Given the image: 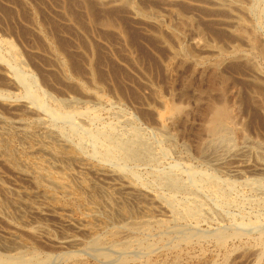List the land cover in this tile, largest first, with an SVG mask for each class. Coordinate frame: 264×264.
Returning <instances> with one entry per match:
<instances>
[{"label": "rangeland", "instance_id": "rangeland-1", "mask_svg": "<svg viewBox=\"0 0 264 264\" xmlns=\"http://www.w3.org/2000/svg\"><path fill=\"white\" fill-rule=\"evenodd\" d=\"M114 1L0 0V98H2L0 99V140L4 142L3 146H0V187H2L0 188V264H3V261H8L10 264H19L20 262V264H26L27 262L28 264H72L69 256L74 253L80 260L79 263L75 264H119L121 257L122 263L120 262V264H213L214 260L215 264H222V262L223 264H257V262L258 264H264V255L261 258L262 261L260 259L256 262L257 253L264 245V235H262L264 233V173L258 169L259 163L264 165V0H130L140 11L146 10L144 11L146 15L135 12L131 3L121 2L120 0ZM125 6H128V8ZM231 6L236 9L234 10L233 7L232 9ZM154 13H156V16H154ZM104 20L107 21L108 26ZM170 21L174 27L170 25L172 24ZM236 22L238 25H243L244 30L247 32L245 31L246 33L244 32L241 35L238 31L241 26H235L237 25ZM122 23H125V25L123 26ZM116 24L118 28H116ZM157 29L159 30L158 32H156ZM248 32L250 33L247 34ZM135 33L139 36L135 35ZM240 36L242 39L239 38ZM136 38L139 41H136ZM253 41H255L254 45L256 48L251 44ZM88 45L90 48H88ZM179 47L184 50L187 48L186 52L182 53L184 57L180 55L174 59L173 51L174 49H180ZM224 48L230 49L232 53ZM188 51L191 53L189 54ZM18 52L22 57L18 56ZM19 58L22 63L17 64L18 61L21 62ZM8 61L12 62L9 63ZM15 64L18 70L15 68ZM9 67H11L10 71L13 67L11 72ZM19 69L22 72L23 69L25 73L27 72V74H23L26 77L21 74L22 78L19 75L22 73ZM15 71L16 75L18 72L17 76L14 75ZM24 78H26V82ZM19 82L25 83V85L22 83L21 85ZM34 82L35 84H33ZM31 87L32 89H30ZM88 95H92V97L90 98ZM55 99L57 102H55ZM71 99L76 101H73L74 103L72 104ZM26 100L27 102L29 100V103ZM58 101L60 102L58 103ZM61 101H63V104ZM35 102L36 104H34ZM64 103L66 104L65 106ZM34 105L38 106L35 108ZM41 106H43V109H49L50 106V109L46 111L41 109ZM215 106L224 107L227 112L229 111L228 126L217 135L210 131L209 126L211 125ZM60 107L63 108L61 109ZM93 107L94 110L91 109ZM37 109L39 111L42 110L43 113ZM85 109L87 111L90 109L92 112L89 110L85 113ZM74 110H78L77 113L83 111V114H78V116ZM56 111L57 113L58 111L60 112V117ZM64 112H67L65 114L68 115H65ZM71 112L74 114H71ZM49 114L63 119V122L57 120L58 118L51 117ZM18 118L20 120L17 121ZM32 121L34 124H30ZM16 124L19 125L17 126ZM69 124H75V126L71 127ZM81 127L86 128L84 130L87 131L82 130ZM23 129L26 130V134L23 131L21 132ZM110 129L114 131L112 132ZM240 129L241 131L238 132ZM71 132L72 134H70ZM29 133L31 135L35 134L36 137L31 136ZM93 133L95 134L93 137L95 140L92 138ZM27 134L28 136H26ZM87 134H91V136ZM51 135L53 137L55 135V138ZM64 135H67V138ZM79 135L82 136V139L85 136L84 139L86 140H82ZM17 136L18 138L22 137L24 141L21 138L18 139ZM56 136L60 137L65 143L61 144V139H57ZM25 137H28L26 138L27 140L24 139ZM99 137L100 139L98 140ZM139 140L142 142L138 144ZM124 141H126L125 144ZM92 142L94 147H92ZM120 142H123V144H120ZM136 143L138 145V153H136ZM8 144L11 146L8 147ZM66 144L67 147H65ZM109 144L111 147H109ZM5 145L10 150L15 148L11 150L13 154L16 155L18 153L17 155L22 157L17 155L12 157L7 154L4 151ZM101 145H105V147L103 146V148ZM121 145H126L127 147H121ZM106 146L108 150L110 148L113 150L112 155L115 157L112 155L106 157ZM133 146L135 151L132 150ZM143 146L145 147L144 149L141 148ZM40 148L44 149L38 152ZM53 148L58 153H52V150L55 151ZM95 148H98V151ZM80 150L83 152L81 155L79 154ZM94 151H96L95 155L93 154ZM131 151H133L132 154ZM229 151L230 153H228ZM44 152L47 153L45 154ZM97 152L98 154H96ZM140 152L145 153L143 155ZM48 154L50 155L48 156ZM96 156L97 159L95 158ZM138 157L144 161H141ZM16 158H22L23 161L28 158L27 162L31 163V165L35 166L38 163L35 167L45 168L47 166L46 169L54 176L62 175L64 177L63 181L66 184L68 183V185L65 188H59L54 184L52 186L51 182L45 179H42V181L44 180L43 182L37 183L32 178L22 176L23 170L31 172L33 169H27L24 166L20 169L15 162ZM79 158L80 160H78ZM43 159L48 161L45 162ZM218 159H222L219 163L220 165L218 164ZM63 162L65 165L69 164L70 166H65ZM47 163L51 167H48ZM96 163L98 164L96 165ZM127 163L130 167L127 166ZM169 163L171 165L176 164L178 167L175 165L171 166ZM81 165L88 169L82 170L81 168L83 167ZM116 165L117 167H115ZM168 165L169 167H166ZM179 165H182L181 169ZM232 165L241 166L243 174L240 177L229 170ZM263 165H260V167ZM119 167L121 170L118 169ZM157 167L160 169L157 170ZM98 169H102L104 173H113L112 171L114 170V176L119 175L118 178L115 177L116 179L120 178L121 173L126 176L130 172L127 175L128 178L133 179L135 184L137 182L136 185L134 184L136 188H133L143 189V185H145V190L149 189L147 190L149 194L155 195L154 198L158 201H153L151 194L147 197L141 196L137 191H131V196L121 193L118 189H116L117 192L115 189H110V192H107V190L103 189L101 180L97 179L100 178L97 173ZM126 169L127 171L125 172ZM195 169L196 173L193 172ZM184 170L187 171L188 177L184 174ZM82 171L84 172L81 173ZM16 172L19 173L17 174ZM191 173L194 174V177ZM65 175L67 178H65ZM136 176L139 178H136ZM159 176H162V178ZM1 177L4 178L1 179ZM169 178L172 179L169 180ZM244 179H250L251 181L245 182ZM167 180L168 182L170 181L169 184ZM94 184L97 186L95 187ZM78 185H81L80 188ZM177 186L180 187L177 188ZM87 189L88 191H86ZM208 189L212 190L209 191ZM103 190H105L104 193ZM12 191L13 193H11ZM38 191H47L50 195L44 196ZM68 191L69 194H66L65 192ZM212 191L214 195H212ZM98 192L101 193L99 194ZM32 193L35 195H30ZM156 194L160 196L157 197ZM162 194L166 195V199L164 197L161 198ZM78 196L83 197L80 200ZM99 197L100 199L98 200ZM88 198H91L90 201ZM168 198L171 200H167ZM178 198L179 200H177ZM164 199L165 201L162 202ZM192 200L195 206L190 204V202H193ZM5 201L9 203H5ZM23 201L26 203L24 204ZM216 201L219 202L218 205ZM18 202L22 204L20 205ZM106 202L107 204H105ZM167 202H172L174 207ZM90 203H95L93 205L95 207L89 205ZM177 203L182 205H177ZM121 204L127 207L129 211L127 216L121 215L119 211ZM201 204H203V208H206L203 209ZM157 206L162 207L163 210L161 208L157 212L154 211L158 208ZM62 207L65 209H62ZM95 208H99L98 211ZM173 208H175L174 211H172ZM208 208L209 210H207ZM148 209L152 210L151 213ZM190 209L195 211L191 212ZM132 210L135 212L133 213ZM164 210L168 212H163ZM196 210L197 212L199 210L205 211L204 213L201 211L203 213L201 215V212L197 213ZM107 213H110L111 216ZM193 214L195 217H193ZM226 214L227 216H225ZM198 215L201 220L196 218ZM122 218L128 220H123ZM103 219L105 222H103ZM85 220L86 222L89 221L90 227L97 233L96 235L98 236H95L96 239L100 240L99 242L94 241L89 236L88 231H85L81 224L85 223ZM233 221L235 224L237 223L236 226H234ZM78 222L81 225H78ZM238 222L249 226L243 227V224L238 226ZM190 223L191 225L194 224L193 228L189 225ZM195 223L200 225L196 226ZM170 226L171 228H169ZM257 227L259 229L253 232L255 231L253 229ZM186 228L187 230H184ZM191 230L194 234H199L193 235ZM233 231H239L245 237H230L223 246L216 242L217 233L219 235L223 232V235H230ZM178 232L180 233L178 234ZM260 232L262 236H260ZM86 235L89 237H86ZM183 235L189 237L192 244L186 245L184 241L186 237ZM206 235L207 237H205ZM212 235L214 236L212 237ZM65 236L67 237L63 238ZM20 237L21 239H19ZM67 238L77 240L74 245L67 242L65 244L64 241ZM117 240L119 241L116 242ZM157 242L158 245L156 246L155 243ZM19 243L22 245L19 246ZM152 243L154 244L152 245ZM112 245L116 246L115 248L117 249L113 248ZM149 246H151V249L153 247V252L156 254L149 249ZM93 247H96L95 251ZM165 247L167 248L165 249ZM138 248L141 250H138ZM142 248L144 249L142 250ZM96 250H99V252L96 253ZM105 251H108V254ZM146 251L151 252L148 253ZM99 255L103 256L100 257ZM151 256L152 258H150ZM58 259L61 260L58 261ZM116 259H118V262L115 261ZM146 259L149 260L147 261ZM25 260L27 261L25 262ZM178 260L179 262H177Z\"/></svg>", "mask_w": 264, "mask_h": 264}, {"label": "bare ground", "instance_id": "bare-ground-1", "mask_svg": "<svg viewBox=\"0 0 264 264\" xmlns=\"http://www.w3.org/2000/svg\"><path fill=\"white\" fill-rule=\"evenodd\" d=\"M115 1H116V0H115ZM115 1H114V2H115ZM120 1H121V2L131 3L132 8L134 9V11H135V12H139L140 14H141V13H144V11H146V10H143V12H142V10L140 11L139 9H137V8L133 5L132 1H130V0H120ZM233 1H234V0H233ZM112 2H113V0H112ZM215 2H216V1H215ZM224 2H225V1H224ZM231 2H232V1H231ZM240 2H241V1H240ZM105 3H106V1H105ZM136 3H137V2H136ZM216 3H217V2H216ZM103 4H104V3H103ZM136 5H137V4H136ZM142 5H143V4H142ZM228 5H229V4H228ZM228 5H227V6H228ZM256 5H257V4H256ZM218 6H219V4H218ZM222 6H223V5H222ZM225 6H226V5H225ZM244 6H245V5H244ZM252 6H253V5H252ZM122 7H124V6H122ZM125 7H126V6H125ZM232 7L234 8V6H231V8H232ZM126 8H128V6H127ZM141 8H142V6H141ZM145 8H146V7H145ZM233 8H232V9H233ZM237 8H238V7H237ZM244 8H245V7H244ZM250 8H251V7H250ZM235 9H236V8H234V10H235ZM130 10H131V9H130ZM238 10H239V9H238ZM258 10H259V9H258ZM148 11H149V10H148ZM130 12H131V11H130ZM90 13H91V12H90ZM131 13H132V12H131ZM151 13H152V12H151ZM159 13H160V12H159ZM256 13H257V12H256ZM256 13H255V14H256ZM258 13H259V11H258ZM144 14H145V13H144ZM155 14H156V13H154V16H156ZM157 14H158V13H157ZM133 15H134V14H133ZM135 15H137V14H135ZM145 15H146V14H145ZM163 15H164V14H163ZM118 16H119V15H118ZM151 16H152V15H151ZM158 16H159V15H158ZM160 16H162V15H160ZM238 16H239V15H238ZM244 16H245V14H244ZM166 17H167V16H166ZM251 17H252V16H251ZM91 18H92V17H91ZM105 18H106V17H105ZM105 18H104V19H105ZM109 18H110V17H109ZM111 18H112V17H111ZM235 18H236V17H235ZM237 18H238V17H237ZM118 19H120V17H118ZM105 20H106V19H105ZM105 20H104V21H105ZM121 20H122V19H121ZM121 20H120V22H121ZM123 20H124V19H123ZM169 20H170V19H169ZM246 20H247V19H246ZM260 20H261V19H260ZM166 21H167V20H166ZM101 22H102V21H101ZM101 22H100V23H101ZM112 22H113V20H112ZM112 22H111V23H112ZM122 22H125V21H122ZM146 22H147V21H146ZM148 22H149V21H148ZM151 22H152V21H151ZM167 22L169 23V21H167ZM167 22H166V23H167ZM170 22H171V21H170ZM105 23L107 24V21H105ZM171 23H172V22H171ZM230 23H231V22H230ZM252 23H253V22H252ZM101 24H102V23H101ZM103 24H104V23H103ZM106 24H105V26H106ZM114 24H115V21H114ZM234 24H235V22H234ZM236 24H237V25H235V26H239V25H240V24L238 25L237 22H236ZM260 24H261V23H260ZM112 25H113V24H112ZM122 25L124 26L125 23H124V24L122 23ZM170 25H173V23L170 24ZM249 25H251V24H249ZM107 26H108V24H107ZM113 26H114V25H113ZM117 26H118V25L116 24V28H118ZM240 26H241V27L238 28V31H239V33H240L241 35H243V33H244L246 30H244L245 28L243 27V25H240ZM255 26H256V25H255ZM255 26H254V27H255ZM170 27H171V26H170ZM173 27H174V25H173ZM250 28H251V27H250ZM231 29H232V27H231ZM254 29H255V28H254ZM163 30L165 31V29H163ZM163 30H162V31H163ZM233 30H235V29H233ZM124 31H125V30H124ZM155 31H156V30H155ZM158 31H159V30L157 29L156 32H158ZM236 31H237V30H236ZM249 31H250V30H249ZM166 32H168V31H166ZM246 32H247V31H246ZM246 32H245V33H246ZM124 33H125V32H124ZM159 33H160V32H159ZM168 33H169V32H168ZM176 33H177V32H176ZM249 33H250V32H248L247 34H249ZM163 34H165V33H163ZM169 34H170V33H169ZM135 35H138V34L135 33ZM170 35H171V34H170ZM179 35H180V34H179ZM234 35H235V34H234ZM138 36H139V35H138ZM165 36H166V35H165ZM237 36H239V35H237ZM237 36H236V37H237ZM255 36H256V35H255ZM178 37H180V36H178ZM243 37H245V36H243ZM257 37H258V36H257ZM132 38H133V36H132ZM180 38H181V37H180ZM239 38H241V36H240ZM249 38H250V37H249ZM258 38H259V37H258ZM158 39H159V37H158ZM167 39H168V37H167ZM241 39H242V38H241ZM137 40L139 41V39L136 38V41H137ZM168 40H169V39H168ZM239 40H240V39H239ZM245 40H246V39H245ZM259 40H260V39H259ZM259 40H258V42H259ZM172 41H173V40H172ZM246 41H247V40H246ZM0 42H1V41H0ZM161 42H162V41H161ZM199 42H200V41H199ZM256 42H257V41H256ZM9 43H10V42H9ZM162 43H163V42H162ZM168 43H169V42H168ZM174 43H175V42H174ZM178 43H179V42H178ZM232 43H233V42H232ZM170 44H171V43H170ZM195 44H196V43H195ZM199 44H200V43H199ZM199 44H198V46H199ZM212 44H213V43H212ZM234 44H235V43H234ZM248 44H249V42H248ZM251 44L254 45V44H255V41H253ZM7 45H9V44H7ZM13 45H14V44H13ZM85 45L87 46V44H85ZM85 45H84V46H85ZM171 45H172V44H171ZM177 45H178V44H177ZM183 45H184V44H183ZM183 45H182V46H183ZM209 45H210V44H209ZM213 45H214V44H213ZM213 45H212V46H213ZM232 45H233V44H232ZM235 45H236V44H235ZM258 45H260V44H258ZM14 46H15V45H14ZM14 46H13V47H14ZM46 46H47V45H46ZM86 46H85V47H86ZM219 46H220V45H219ZM228 46H229V45H228ZM233 46H234V45H233ZM256 46H257V45H256ZM9 47H11V46H9ZM47 47H48V46H47ZM173 47H174V46H173ZM238 47H239V46H238ZM238 47H237V48H238ZM254 47H255V45H254ZM261 47L263 48L262 45H261ZM15 48H16V46H15ZM15 48H14V49H15ZM48 48H49V47H48ZM83 48H84V47H83ZM86 48H87V47H86ZM88 48H90L89 45H88ZM179 48H180V47H179ZM241 48H242V47H241ZM255 48H256V47H255ZM255 48H254V49H255ZM257 48H258V47H257ZM262 48H259V49H262ZM12 49H13V48H12ZM16 49H17V48H16ZM186 49H187V48H186ZM186 49H185V50H186ZM224 49L230 50V49H228V48H224ZM263 49H264V48H263ZM85 50H86V49H85ZM185 50L182 49V48H180V49H174V51H173L174 59H175L177 56L182 55V53H185V52H186ZM232 50H234V49H232ZM8 51H9V50H8ZM11 51H12V50H11ZM17 51H18V50H17ZM48 51L50 52V50H48ZM94 51H95V50H94ZM189 51H190V50H189ZM189 51H188V53H189ZM224 51H225V50H224ZM230 51H231V50H230ZM230 51H229V53H230ZM263 51H264V50H263ZM263 51H262V52H263ZM13 52H14V50H13ZM253 52H254V51H253ZM15 53L17 54V52H15ZM50 53H51V52H50ZM55 53H56V52H55ZM190 53H191V52H190ZM190 53H189V54H190ZM231 53H232V51H231ZM241 53H242V52H241ZM2 54H3V53H2ZM8 54H9V53H8ZM18 54H19V52H18ZM56 54H57V53H56ZM90 54H91V53H90ZM263 54H264V53H263ZM6 55H7V54H6ZM50 55H51V54H50ZM52 55H53V54H52ZM59 55H60V53H59ZM261 55H262V54H261ZM3 56H4V54H3ZM9 56H10V55H9ZM11 56H12V55H11ZM14 56L16 57V55H14ZM18 56H21V55L19 54ZM53 56H55V55H53ZM182 56H183V55H182ZM182 56H181V57H182ZM186 56H187V55H186ZM189 56H190V55H189ZM195 56H196V55H195ZM247 56H248V55H247ZM262 56H263V55H262ZM21 57H22V56H21ZM57 57H58V56H57ZM170 57H171V56H170ZM183 57H184V56H183ZM196 57H197V56H196ZM244 57H245V56H244ZM13 58H14V57H13ZM179 58H180V57H179ZM204 58H205V57H204ZM207 58H208V57H207ZM250 58H251V57H250ZM10 59H11V58H10ZM32 59H33V58H32ZM6 60H8V59H6ZM19 60H20V58H19ZM220 60H221V59H220ZM13 61H14V60H13ZM20 61H21V60H20ZM87 61H88V59H87ZM167 61H168V60H167ZM175 61H176V60H175ZM183 61H185V60H183ZM187 61H188V59H187ZM201 61H202V60H201ZM221 61H222V60H221ZM3 62H4V61H3ZM3 62H2V63H3ZM8 62H9V61H8ZM10 62H12V61H10ZM10 62H9V63H10ZM18 62H19V61H18ZM18 62H17V64L22 63V61L19 62V63H18ZM88 62H89V61H88ZM219 62H220V61H219ZM174 63H175V62H174ZM181 63H182V62H181ZM181 63H180V64H181ZM194 63H195V62H194ZM11 64H12V63H11ZM87 64H89V63H87ZM172 64H173V63H172ZM192 64H193V63H192ZM248 64H249V63H248ZM196 65H197V64H196ZM198 65H199V64H198ZM204 65H205V64H204ZM8 66H11V65H8ZM15 66H16V64H15ZM19 66H21V65H19ZM61 66H62V65H61ZM194 66H195V65H194ZM249 66H250V65H249ZM21 67H22V66H21ZM89 67H90V66H89ZM197 67H198V66H197ZM10 68H11V67H9V71H10ZM15 68L17 69V66H16ZM165 68H166V67H165ZM254 68L256 69V67H254ZM6 69H7V68H6ZM12 69H13V67H12ZM12 69H11V71H12ZM14 70H15V69H14ZM14 70H13V71H14ZM17 70H18V69H17ZM83 70H84V69H83ZM85 70H87V69H85ZM11 71H10V72H11ZM19 71L22 72V70H20V69H19ZM87 71H88V70H87ZM78 72H79V71H78ZM80 73H81V69H80ZM89 73H90V72H89ZM96 73H97V71H96ZM21 74H22V75H23V74H27V72L25 73V72H24V69H23V72L20 73L19 75H21ZM81 74H82V73H81ZM85 74H86V72H85ZM11 75H12V73H11ZM14 75H16V71H15V74H14ZM17 75H18V72H17ZM17 75H16V76H17ZM22 75H21V77L23 78L24 75H23V76H22ZM28 75H29V73H28ZM63 75H64V74H63ZM93 75H94V74H93ZM96 75H97V74H96ZM83 76H84V75H83ZM99 76H100V75H99ZM24 77H26V76H24ZM65 77H66V76H65ZM97 77H98V76H97ZM15 78H16V77H15ZM19 78H20V76H19ZM29 78L31 79L30 75H29ZM98 78H99V77H98ZM100 78H101V77H100ZM20 79H21V78H20ZM20 79H19V80H20ZM25 79H26V78H24V80H25ZM33 79H34V78H33ZM36 79H37V78H36ZM89 80H90V79H89ZM98 80H100V79H98ZM101 80H103V79H101ZM263 80H264V79H263ZM34 81H36V80H34ZM37 81H38V79H37ZM37 81H36V82H37ZM259 81H260V80H259ZM22 82H23V81H22ZM22 82H19V84H21ZM25 82H26V80H25ZM47 82H48V81H47ZM89 82H90V81H89ZM101 82H103V81H101ZM90 83H91V82H90ZM22 84L25 85V83H22ZM22 84H21V85H22ZM29 84H31V83H29ZM33 84H35V82H34ZM26 85H27V83H26ZM27 86H28V85H27ZM27 86H24V87H27ZM84 86H85V85H84ZM261 86H262V85H261ZM28 88H29V87H28ZM95 88H96V87H95ZM261 88H262V87H261ZM30 89H32V87H31ZM25 90H26V88H25ZM27 90H28V89H27ZM28 91H29V90H28ZM93 91H94V90H93ZM95 91H96V90H95ZM258 91H259V90H258ZM33 92H34V91H33ZM31 93H32V92H31ZM90 93H91V92H90ZM95 93H96V92H95ZM158 93H159V92H158ZM28 94H29V93H28ZM35 94H36V93H35ZM35 94H34V96H35ZM38 95H39V94H38ZM42 95H43V94H42ZM259 95H260V94H259ZM27 96H28V95H27ZM29 96H30V95H29ZM88 96H89V95H88ZM88 96H86V97H88ZM36 97H37V96H36ZM39 97H40V95H39ZM67 97H70V96H67ZM89 97L91 98L92 95L89 96ZM89 97H88V98H89ZM29 98H30V97H29ZM40 98H41V97H40ZM103 98H105V97H103ZM0 99H2V98H0ZM4 99H6V98H4ZM31 99H32V95H31ZM33 99H34V98H33ZM38 99H39V98H38ZM53 99H54V98H53ZM75 99H76V98H75ZM11 101H12V100H11ZM11 101H10V102H11ZM34 101H35V100H34ZM34 101H30V102L33 103ZM71 101H72V104H73L76 100L74 101V100L71 99ZM73 101H74V102H73ZM77 101H78V99H77ZM96 101H97V100H96ZM7 102H8V101H7ZM26 102H27V100H26ZM37 102H39V101H37ZM42 102H43V101H42ZM55 102H57L56 99H55ZM59 102H60V101H58V103H59ZM62 102H63V101H61V103H62ZM100 102H101V101H100ZM106 102H107V101H106ZM27 103H29V100H28ZM61 103H60V104H61ZM65 103L67 104V102H65ZM65 103H64V106L66 105ZM93 103H94V102H93ZM164 103H165V102H164ZM34 104H36V102H35ZM37 104H39V103H37ZM41 104H42V103H41ZM55 104H56V103H55ZM62 104H63V103H62ZM98 104H99V103H98ZM165 104H166V103H165ZM39 105H40V104H39ZM42 105H43V104H42ZM45 105H46V104H45ZM162 105H163V103H162ZM37 106H38V105H34L35 108H36ZM43 106H44V105H43ZM43 106H41V107H42L41 109H43ZM39 107H40V106H39ZM39 107H38V109H39ZM56 107H57V104H56ZM173 107H174V106H173ZM227 107H228V106H227ZM27 108H29V107H27ZM60 108L62 109L63 107H60ZM60 108H59V109H60ZM210 108H211V107H210ZM38 109H37V110H38ZM41 109H40V110H41ZM49 109H50V106H49ZM49 109H43V110H46V111H47V110H49ZM52 109H55V108H52ZM56 109L58 110V108H56ZM87 109H88V107H87ZM91 109L94 110V107L91 108ZM212 109H213V108H212ZM64 110H66V109H64ZM64 110H63V111H64ZM85 110H86V109H85ZM89 110H90V109H89ZM89 110H88V111H89ZM171 110H172V109H171ZM38 111H39V110H38ZM38 111H37V112H38ZM41 111H42V110H41ZM41 111H39V112H41ZM50 111H51V110H50ZM61 111H62V110H61ZM66 111H67V110H66ZM75 111H76V110H74V112H75ZM77 111H78V110H77ZM77 111H76L75 113H77ZM88 111L86 110V112H85V111H84V112L87 113ZM167 111H168V110H167ZM180 111H181V110H180ZM82 112H83V111H80V113L78 112L77 115H78V114H83ZM90 112H92V111L90 110ZM93 112H94V111H93ZM228 112H229V111H228ZM228 112H227V110H226L224 107H216V106L214 107V109H213V116H212V118H211V125H209V126H210V131H211L213 134L217 135V134L220 133L222 130H225V129H226V127L228 126ZM41 113H43V111H42ZM56 113H57V111H56ZM56 113H55V114H56ZM65 113H67V112H64V114H65ZM68 113L70 114V112H68ZM72 113H73V112H71V114H72ZM85 113H84V114H85ZM120 113H121V112H120ZM168 113H169V112H168ZM175 113H176V112H175ZM35 114H36V113H35ZM38 114H39V113H38ZM44 114H45V113H44ZM51 114H53V113H51ZM57 114H58V116H59L60 112L58 111ZM73 114H74V113H73ZM36 115H37V114H36ZM47 115H48V114H47ZM49 115H50V114H49ZM61 115H62V114H61ZM65 115H68V114H65ZM86 115H87V114H86ZM91 115H92V114H91ZM95 115H96V114H95ZM172 115H173V114H172ZM42 116H43V115H42ZM44 116H45V115H44ZM50 116H51V115H50ZM78 116H79V115H78ZM80 116H81V115H80ZM89 116H90V115H89ZM170 116H171V115H170ZM36 117H37V116H36ZM51 117L56 118L55 115H53V116H51ZM59 117H60V116H59ZM61 117L63 118V116H61ZM82 117H83V116H82ZM131 117H132V116H131ZM160 117H161V116H160ZM166 117H167V116H166ZM34 118H35V117H34ZM39 118H40V117H39ZM49 118H50V117H49ZM57 118H58V117H57ZM57 118H56V119H57ZM73 118H74V116H73ZM169 118H170V117H169ZM15 119H16V118H15ZM21 119H22V118H21ZM51 119L54 120V121H56V120L53 119V118H51ZM133 119H134V118H133ZM170 119H171V118H170ZM229 119H231V118H229ZM18 120H20V118H18L17 121H18ZM23 120H24V119H23ZM46 120H47V119H46ZM57 120H61V121L63 122V119H61V118H60V119L58 118ZM208 120H210V119H208ZM15 121H16V120H15ZM43 121H44V120H43ZM66 121H68V120H66ZM22 122H23V121H22ZM32 122H33V121H32ZM32 122H31L30 124H34V122H33V123H32ZM49 122H50V121H49ZM49 122H48V123H49ZM115 122H116V121H115ZM115 122H114V123H115ZM229 122H231V121H229ZM13 123H14V122H12V124H13ZM27 123H28V122H27ZM41 123H42V121H41ZM53 123H54V122H53ZM68 123H70V122H68ZM74 123H75V122H74ZM112 123H113V122H112ZM158 123H159V122H158ZM231 123H232V122H231ZM233 123H234V122H233ZM24 124H25V122H24ZM49 124H50V123H49ZM70 124H72V123H70ZM70 124H69V125H70ZM76 124H77V123H76ZM208 124H209V123H208ZM9 125H10V124H9ZM14 125H15V123H14ZM16 125H17V124H16ZM18 125H19V124H18ZM18 125H17V126H18ZM22 125H23V124H22ZM22 125H21V126H22ZM36 125H37V124H36ZM78 125H79V124H78ZM78 125H76V126H78ZM114 125H115V124H114ZM114 125H113V126H114ZM231 125H232V124H231ZM31 126H32V125H31ZM70 126H71V127H72V126L74 127L75 124L70 125ZM108 126H109V124H108ZM110 126H111V125H110ZM113 126H112V127H113ZM209 126H207V127H209ZM229 126H230V125H229ZM233 126H234V125H233ZM39 127H40V126H39ZM51 127H52V126H51ZM68 127H69V126H68ZM115 127H116V126H115ZM15 128H17V127H15ZM63 128H64V127H63ZM78 128H79V127H78ZM78 128H77V130H78ZM81 128H82V127H81ZM162 128H163V127H162ZM164 128H166V127H164ZM3 129H5V128H3ZM17 129H19V128H17ZM21 129H22V128H21ZM26 129H27V128H26ZM52 129H53V128H52ZM74 129H75V128H74ZM84 129H86V128H82V130H84ZM115 129H116V128H115ZM19 130H20V129H19ZM39 130H40V129H39ZM60 130H61V129H60ZM70 130H71V129H70ZM82 130H81V131H82ZM110 130H111V129H110ZM163 130H164V129H163ZM22 131H23V133L26 134V132H25L26 130H25V129L21 130V132H22ZM34 131H35V130H34ZM42 131H43V130H42ZM44 131H45V129H44ZM48 131H49V130H48ZM73 131H74V130H73ZM79 131H80V130H79ZM84 131H87V130H84ZM111 131H112V130H111ZM113 131H114V130H113ZM113 131H112V132H113ZM237 131H238V130H237ZM240 131H241V129H240L238 132H240ZM0 132H1V131H0ZM10 132H11V131H10ZM27 132H28V131H27ZM49 132H50V131H49ZM61 132H62V131H61ZM61 132H60V133H61ZM64 132H66V131L64 130ZM74 132H75V131H74ZM227 132H228V131H227ZM227 132H226V134H227ZM2 133H4V132L2 131ZM12 133H13V131H12ZM14 133H15V132H14ZM33 133H34V132H33ZM40 133H41V132H40ZM43 133H45V132H43ZM53 133H54V132H53ZM60 133H59V134H60ZM67 133H68V132H67ZM87 133H89V132H87ZM138 133H139V132H138ZM231 133H232V131H231ZM0 134H1V133H0ZM9 134H10V133H9ZM9 134H8V135H9ZM29 134H30V133H29ZM61 134H62V133H61ZM70 134H72V132H71ZM209 134H210V133H209ZM223 134H224V133H223ZM5 135L7 136V134H5ZM12 135H13V134H12ZM30 135H31V134H30ZM30 135H29V136H30ZM38 135H39V133H38ZM41 135H42V133H41ZM43 135H44V134H43ZM68 135H69V134H68ZM87 135H90V136H91V134H87ZM94 135H95V134L93 133L92 138L94 137ZM221 135H222V134H221ZM228 135H229V134H228ZM9 136H10V135H9ZM9 136H8V137H9ZM14 136H15V135H14ZM26 136H28V134H27ZM31 136H35V134H34V135H31ZM44 136H45V135H44ZM51 136H52V135H51ZM64 136H66V138H67V135H64ZM64 136H63V137H64ZM77 136H78V135H77ZM79 136H81V135H79ZM97 136H98V135H97ZM241 136H242V135H241ZM35 137H36V136H35ZM52 137H53V136H52ZM52 137H51V138H52ZM5 138H6V137H5ZM17 138H18V136H17ZM20 138H21V140H23L22 137H19L18 139H20ZM26 138H28V137H25L24 139H26ZM48 138H49V137H48ZM51 138H50V139H51ZM53 138H55V135H54ZM56 138L59 139L60 137L58 138V137L56 136ZM84 138H85V136H84ZM84 138L82 139V136H81V139H82V140H86V139H84ZM86 138H87V137H86ZM90 138H91V137H90ZM218 138H219V137H218ZM227 138H229V137H227ZM42 139H43V138H42ZM60 139H61V138H60ZM87 139H88V138H87ZM93 139H94V138H93ZM99 139H100V137L98 138V140H99ZM115 139H116V138H115ZM115 139H114V141L117 140V139H116V140H115ZM141 139H142V138H141ZM2 140H5V139H2ZM6 140H7V139H6ZM26 140H27V139H26ZM67 140H68V139H67ZM89 140H90V139H89ZM94 140H95V139H94ZM126 140H127V139H126ZM212 140H213V139H212ZM220 140H221V139H220ZM224 140H225V139H224ZM228 140H229V139H228ZM23 141H24V140H23ZM47 141H48L50 144H52L48 139H47ZM51 141H52V140H51ZM57 141H58V140H57ZM59 141H60V140H59ZM61 141H62V139H61ZM64 141H65V139H64ZM108 141H109V140H108ZM110 141H111V140H110ZM121 141H122V140H121ZM135 141H136V140H135ZM10 142H11V141H10ZM36 142H37V141H36ZM55 142H56V139H55ZM55 142H54V143H55ZM67 142H68V141H67ZM80 142H81V141H80ZM82 142H83V141H82ZM98 142H99V141H98ZM112 142H113V139H112ZM117 142H118V140H117ZM125 142H126V141H124V144H125ZM137 142H138V141H137ZM141 142H142V141H141ZM141 142H140V140H139L138 144L141 143ZM143 142H145V141H143ZM219 142H220V141H219ZM3 143H4V142H2V141L0 140V146H3ZM13 143H14V142H13ZM13 143H12V144H13ZM46 143H47V142H46ZM57 143L59 144V142H57ZM64 143H65V142H64ZM64 143H63V141H62L61 144H64ZM90 143H91V142H90ZM96 143H97V141H96ZM108 143H109V142H108ZM110 143H111V142H110ZM121 143L123 144V142H120V144H121ZM127 143H128V142H127ZM145 143H146V142H145ZM222 143H223V142H222ZM5 144H6V142H5ZM67 144H68V143H67ZM67 144H66L65 147H67ZM93 144H94V143L92 142V147H94ZM102 144H104V143L102 142ZM128 144H129V143H128ZM142 144H143V143H142ZM142 144H140V145H142ZM147 144L149 145V143H147ZM73 145H74V144H73ZM105 145H106V144H105ZM105 145H103V146L105 147ZM112 145H113V144H112ZM126 145H127V144H126ZM126 145H121V147H122V146H126ZM143 145H144V144H143ZM150 145H151V144H150ZM7 146L9 147V146H11V145L8 144ZM33 146H34V145H33ZM33 146H31V147H33ZM40 146H41V145H40ZM58 146H59V145H58ZM61 146H62V145H61ZM61 146H60V147H61ZM101 146H102V145H101ZM103 146H102V147H103ZM116 146H117V145H116ZM116 146H115V148H116ZM127 146H128V145H127ZM127 146H126V147H127ZM134 146H135V145H134ZM134 146H133V149H132V150H134ZM136 146H137V147H136V150H137L136 153H138L139 151H138V145H137V143H136ZM151 146H152V145H151ZM151 146H150V147H151ZM213 146H214V145H213ZM213 146H212V147H213ZM4 147H5V148H4V151H5L7 154H9L10 156L15 157V156L18 154V153L16 154V152H15L16 155H14L13 152L11 151L12 149H15V148H12V149L10 150L8 147H6V145H5ZM52 147H53V146H52ZM97 147H98V146H97ZM99 147H100V146H99ZM104 147H103V148H104ZM109 147H111L110 144H109ZM113 147H114V145H113ZM126 147H125V148H126ZM216 147H217V146H216ZM216 147H214V148H216ZM50 148H51V147H50ZM50 148H49V149H50ZM115 148H114V149H115ZM141 148L144 149L145 147L143 146V147H141ZM147 148H148V146H147ZM43 149H44V148H43ZM43 149H41V148L38 149V152H39V150H43ZM53 149H54V148H53ZM56 149H58V148H56ZM68 149H70V148H68ZM75 149H76V148H75ZM78 149H79V148H78ZM80 149H81V148H80ZM95 149H97V151H98V148H95ZM95 149H94V150H95ZM101 149H102V148H101ZM101 149H100V150H101ZM106 149H107V150H106V151H107V152H106V155H107L106 157H108V156H110V155L113 154V150H111V148H110V150H108V147L106 146ZM117 149H118V148H117ZM139 149H140V148H139ZM206 149H207V148H206ZM34 150H35V149H34ZM54 150H55V149H54ZM59 150H60V149H59ZM72 150H73V149H72ZM81 150H82V149H81ZM81 150H80V153H79L80 155L83 154V152H82ZM92 150H93V149H92ZM118 150H119V149H118ZM151 150H152V149H151ZM13 151H14V150H13ZM16 151H17V148H16ZM47 151H48V150H47ZM63 151H64V150H63ZM70 151H71V149H70ZM77 151H78V150H77ZM84 151H85V150H84ZM120 151H121V150H120ZM122 151H123V150H122ZM128 151H130V150H128ZM134 151H135V150H134ZM140 151H141V150H140ZM143 151H144V150H143ZM145 151H146V150H145ZM207 151H208V149H207ZM227 151H228V150H227ZM33 152H34V151H33ZM38 152H36V153H38ZM51 152L54 153V154L58 153L56 150H55V151L52 150ZM65 152H66V151H65ZM81 152H82V153H81ZM95 152H96V151H94L93 154H94ZM100 152H101V151H100ZM114 152H115V150H114ZM132 152H133V151H131V154H132ZM161 152H162V151H161ZM44 153H45V152H44ZM44 153H43V154H44ZM46 153H47V152H46ZM46 153H45V154H46ZM49 153H50V152H49ZM63 153H64V152H63ZM119 153H120V152H119ZM142 153H143V152H142ZM142 153L140 152V154H142ZM144 153H145V152H144ZM144 153H143V155H144ZM146 153H147V152H146ZM151 153H152V152H151ZM163 153H164V152H163ZM215 153H216V152H215ZM218 153H219V152H218ZM222 153H223V152H222ZM228 153H230V151H229ZM228 153H227V154H228ZM50 154H51V153H50ZM50 154H48V156H49ZM89 154H90V153H89ZM96 154H98V152H97ZM104 154H105V151H104ZM129 154H130V153H129ZM134 154H135V153H134ZM148 154H149V153H148ZM51 155H52V154H51ZM61 155H62V154H61ZM64 155H65V154H64ZM66 155H67V153H66ZM91 155H92V154H91ZM94 155H95V154H94ZM100 155H101V154H100ZM122 155H123V154H122ZM122 155H120V156H122ZM125 155H128V154H125ZM138 155H139V154H138ZM146 155H147V154H146ZM149 155H150V154H149ZM218 155H219V154H218ZM17 156H20V155H17ZM103 156H104V155H103ZM112 156H114V155H112ZM112 156H111V157H112ZM131 156H133V155H131ZM221 156H223V155H221ZM229 156H230V155H229ZM20 157H22V156H20ZM53 157H54V156H53ZM69 157H70V156H69ZM69 157H68V159H70ZM85 157H86V156H85ZM88 157H89V155H88ZM90 157H91V156H90ZM101 157H102V155H101ZM104 157H105V156H104ZM106 157H105V158H106ZM114 157H115V156H114ZM124 157H125V156H124ZM134 157H136V155H134ZM218 157H219V156H218ZM57 158H58V157H57ZM59 158H60V156H59ZM59 158H58V159H59ZM61 158H62V157H61ZM72 158H73V157H72ZM75 158H76V157H75ZM80 158H81V157H80ZM80 158H79L78 160H80ZM95 158L97 159V156H96ZM99 158H100V157H99ZM127 158H128V157H127ZM136 158H137V157H136ZM138 158H139V157H138ZM10 159H11V158H10ZM25 159H26V158H25ZM62 159H64V158H62ZM100 159L103 160L102 158H100ZM108 159H109V158H108ZM111 159H113V158H111ZM111 159H110V160H111ZM114 159H115V158H114ZM114 159H113V160H114ZM119 159H121V158L119 157ZM119 159H118V160H119ZM130 159H131V158H130ZM133 159H134V158H133ZM139 159H140V158H139ZM150 159H151V158H150ZM212 159H213V158H212ZM222 159H223V158H222ZM222 159H221V160H222ZM8 160H9V159H8ZM13 160H14V159H13ZM27 160H28V158H27ZM27 160H26V161H25V160L23 161L22 158H21V159L16 158V160H15L17 166H18L20 169H21L23 166L26 167L27 169H28V168H32V169H33L31 172H29V171H27V170H23V174H22V176H24V177L26 176V177L32 178V179H34L37 183H41L42 179H45V180H48L49 182H51V185H52V186L56 185V187H59V188H65L66 185H68V183L66 184V183L63 181V178H64V177H62V175H61V176H54L53 174H51V172H49V170L46 169L47 166H46L45 168L35 167V166L38 164V163H37L38 161L36 162L37 164H36L35 166H33V165H31V163L27 162ZM43 160H44V159H43ZM60 160H61V159H60ZM60 160H59V161H60ZM66 160H67V159H66ZM66 160H65V161H66ZM136 160H138V159H136ZM140 160H141V159H140ZM148 160H149V159H148ZM221 160L218 159V164L220 163ZM29 161L31 162V160H29ZM40 161H41V160H40ZM44 161H45V160H44ZM46 161H48V160H46ZM46 161H45V162H46ZM62 161H63V160H62ZM65 161H64V162H65ZM70 161H71V160H70ZM72 161H74V160H72ZM81 161H83V160H81ZM81 161H80V162H81ZM104 161H105V160H104ZM106 161H107V159H106ZM108 161H109V160H108ZM116 161H117V159H116ZM127 161H128V160H127ZM141 161H144V160H141ZM224 161H225V160H224ZM1 162H2V161H1ZM3 162H5V161L3 160ZM64 162H63V164H64ZM67 162H68V161H67ZM75 162H76V161H75ZM86 162H87V161H86ZM99 162H101V161H99ZM109 162H111V161H109ZM128 162H129V161H128ZM213 162H214V161H213ZM42 163H43V162H42ZM69 163H70V162H69ZM88 163H89V161H88ZM92 163H93V162H92ZM107 163H108V162H107ZM111 163H112V162H111ZM116 163H117V162H116ZM118 163H119V162H118ZM175 163H177V162H175ZM179 163H180V162H179ZM43 164H44V163H43ZM47 164H48V163H47ZM67 164H68V163H67ZM83 164H85V163H83ZM86 164H87V163H86ZM97 164H98V163H96V165H97ZM105 164H106V163H105ZM112 164H113V163H112ZM112 164H110V165H112ZM169 164H170V163H169ZM214 164H216V163H214ZM259 164H260V165H263V163H262V164L259 163ZM48 165H49L48 167H51L50 164H48ZM64 165H65V164H64ZM68 165H69V164H68ZM68 165H65V166H68ZM99 165H100V164H99ZM119 165H120V164H119ZM123 165H124V164H123ZM170 165H171V164H170ZM173 165L177 166L176 164H173ZM173 165H171V166H173ZM182 165H183V164H182ZM182 165H181V166L179 165V166H180V169H181ZM219 165H220V164H219ZM219 165H218V166H219ZM260 165H259L258 169L260 170V172L264 173V167H263L264 165L261 166V167H260ZM17 166H16V167H17ZM41 166H42V165H41ZM44 166H45V164H44ZM44 166H43V167H44ZM69 166H70V165H69ZM69 166H68V167H69ZM81 166L83 167V168H81L82 170H84V169H88L87 167H85V166H83V165H81ZM93 166H94V164H93ZM112 166H113V165H112ZM121 166H122V164H121ZM121 166H120V167H121ZM127 166H128V163H127ZM171 166H170V167H171ZM190 166H191V165H190ZM190 166H189V167H190ZM68 167H67V168H68ZM94 167H95V166H94ZM98 167H99V166H98ZM115 167H117V165H116ZM120 167H119L118 169H120ZM128 167H130V166H128ZM166 167H169V165L166 166ZM166 167H165V169H166ZM177 167H178V166H177ZM177 167H176V168H177ZM95 168H96V167H95ZM102 168H105V167H102ZM106 168H107V166H106ZM109 168H110V167H109ZM173 168H174V167H173ZM186 168H187V166H186ZM194 168H195V167H194ZM41 169H42V170H41ZM124 169H125V168H124ZM129 169H131V168H129ZM129 169H128V170H129ZM158 169H160V168L157 167V170H158ZM258 169H256V170H258ZM89 170L91 171V169H89ZM92 170H93V169H92ZM120 170H121V169H120ZM162 170H163V169H162ZM172 170H173V169H172ZM229 170H230L231 172H233L235 175H237V176L239 175V177H240V175L243 174V171H242V168H241L240 165H232V166L229 167ZM84 171H85V170H84ZM84 171H82L81 173H83ZM106 171H107V170H106ZM126 171H127V169L125 170V172H126ZM160 171H161V170H160ZM176 171H177V170H176ZM184 171H185V170H184ZM191 171H192V170H191ZM19 172H20V171H19ZM19 172H16V173L18 174ZM79 172H80V171H79ZM91 172H92V171H91ZM109 172H110V171H109ZM112 172H113V173H111V172H110V173H104V171H103L102 169H100V170L98 169V170H97V173H98V175L100 176V178H97V179H100V180H101V181H100V182H101V185H102L103 189L107 190V192H110V191H109L110 189H113V190H114V189H115V190L118 189V191H120L121 193H126L127 196H128V194L130 195V194H131L132 192H134V191H137L139 195H141V196H146V197L149 196V195L151 194V193L149 194V192L147 191V190H149V189H146V190H145V185H143V186H144L143 189H142V188L138 189V187H137V189H134V188H133V187L136 188L135 185L137 184V182H136V184H135L134 181H133V179L128 178L127 175H128L130 172H129L126 176H125L123 173H121L122 175H120V178H119V179H116V178H115V177L118 178L119 175H118V176H117V175L114 176V170H113ZM117 172H118V171H117ZM123 172H124V171H123ZM132 172H133V171H132ZM135 172H136V171H135ZM135 172H134V173H135ZM156 172H157V171H156ZM168 172H169V171H168ZM193 172L196 173V169H195V171H193ZM21 173H22V172H21ZM21 173H20V175H21ZM67 173H68V172H67ZM74 173H75V172H74ZM74 173H73V174H74ZM97 173H96V174H97ZM119 173H120V172H119ZM159 173H160V172H159ZM170 173H171V171H170ZM174 173H175V172H174ZM131 174H132V173H131ZM156 174H157V173H156ZM160 174H161V173H160ZM172 174H173V173H172ZM172 174H171V175H172ZM184 174L187 175V174H188L187 171H185ZM192 174H193V173H191V175H192ZM20 175L18 176V179H19ZM66 175H67V174H66ZM66 175H65V178H67ZM71 175H72V174H71ZM74 175L77 176L76 174H74ZM135 175H136V174H135ZM181 175H182V174H181ZM191 175H190V176H191ZM0 176H1V175H0ZM22 176H21V177H22ZM75 176H74V177H75ZM79 176H80V175H79ZM96 176H97V175H96ZM163 176H164V175H163ZM188 176H189V175H187V177H188ZM159 177H160V176H159ZM168 177H169V176H168ZM193 177H194V174H193ZM209 177H210V176H209ZM211 177H213V176H211ZM241 177H242V176H241ZM2 178H4V177H1V179H2ZM132 178H133V177H132ZM134 178H135V176H134ZM136 178H139V177L136 176ZM157 178H158V177H157ZM160 178H162V176H161ZM163 178H164V177H163ZM166 178H167V177H166ZM74 179H75V178H74ZM77 179H78V177H77ZM80 179H81V178H80ZM167 179H168V178H167ZM171 179H172V178H169V180H171ZM193 179L196 180L195 178H193ZM206 179H207V178H206ZM214 179H215V178H214ZM214 179H213V181H214ZM23 180H24V178H23ZM23 180H21V181H23ZM78 180H79V179H78ZM137 180H138V179H137ZM139 180L141 181V179H139ZM162 180H163V179H162ZM164 180H165V178H164ZM191 180H192V179H191ZM208 180H209V179H208ZM208 180H207V181H208ZM210 180H211V179H210ZM217 180H218V179H217ZM249 180H250V179H248V180H245V179H244L245 182H246V181L249 182ZM43 181H44V180H43ZM43 181H42V182H43ZM165 181H166V180H165ZM211 181H212V180H211ZM250 181H251V180H250ZM79 182H80V181H79ZM82 182H83V181H82ZM167 182H168V180H167ZM167 182H166V183H167ZM169 182H170V181H169ZM169 182H168V184H169ZM173 182H174V181H173ZM177 182H178V181H177ZM177 182H176V183H177ZM208 182H209V181H208ZM214 182H215V181H214ZM221 182H222V180H221ZM176 183H175V185L178 184V183H177V184H176ZM192 183H193V182H192ZM212 183H213V182H212ZM53 184H54V185H53ZM78 184H79V183H78ZM80 184L83 185L82 183H80ZM89 184H91V183H89ZM99 184H100V183H99ZM134 184H135V185H134ZM170 184H171V183H170ZM193 184H194V183H193ZM197 184H199V183L197 182ZM2 185H3V184H2ZM15 185H16V184H15ZM40 185H41V184H40ZM69 185H70V184H69ZM81 185H80V186H81ZM178 185H179V184H178ZM78 186H79V185H78ZM80 186H79V188H80ZM86 186H87V185H86ZM88 186H89V185H88ZM94 186H95V184H94ZM96 186H97V185H96ZM96 186H95V187H96ZM143 186H142V187H143ZM172 186H174V185H172ZM192 186H193V185H192ZM4 187H5V185H4ZM16 187H18V186H16ZM82 187H83V186H82ZM91 187H92V186H91ZM139 187H141V186H139ZM148 187H149V186H148ZM178 187H180V186H177V188H178ZM196 187H198V186H196ZM196 187H195V188H196ZM0 188H2V187H0ZM47 188H48V187H47ZM59 188H58V189H59ZM174 188H175V187H174ZM202 188H203V187H202ZM5 189H6V187H5ZM36 189H37V188H36ZM40 189H41V188H40ZM84 189H85V187H84ZM93 189H95V188H93ZM98 189H99V187H98ZM192 189H193V188H192ZM197 189H198V188H197ZM204 189H205V188H204ZM204 189H203V192H204ZM214 189H215V188H214ZM7 190H8V188H7ZM14 190H15V189H14ZM44 190H45V189H44ZM46 190H47V189H46ZM68 190H69V189H68ZM76 190H78V189H76ZM105 190H103V193H104ZM198 190H199V189H198ZM198 190H197V191H198ZM208 190L210 191V190H212V189H208ZM3 191H4V190H3ZM40 191H41V190H40ZM86 191H88V189H87ZM86 191H85V192H86ZM90 191H91V190H90ZM98 191H99V190H98ZM131 191H132V192H131ZM214 191H215V190H214ZM218 191H219V189H218ZM16 192H17V191H16ZM23 192L25 193V191H23ZM38 192H39V191H38ZM49 192L51 193V191H49ZM85 192H84V193H85ZM114 192H115V191H114ZM116 192H117V190H116ZM130 192H131V193H130ZM156 192H157V191H156ZM194 192H196V191H194ZM206 192H207V191H206ZM8 193H9V190H8ZM11 193H13V191H12ZM14 193H15V191H14ZM24 193H23V194H24ZM28 193H29V192H28ZM28 193H27V194H28ZM36 193H37V192H36ZM39 193L42 194V195H44V196H49V195H50V194H48L47 191H43V192H39ZM53 193H54V192H53ZM65 193H66V194H69V191H68V192H65ZM96 193H97V192H96ZM96 193H95V195H96ZM98 193H99V192H98ZM100 193H101V192H100ZM100 193H99V194H100ZM121 193H120V194H121ZM198 193H199V192H198ZM214 193H215V192H214ZM23 194H22V195H23ZM71 194H73V193H71ZM81 194H82V193H81ZM88 194H89V193H88ZM99 194H98V195H99ZM109 194H110V193H109ZM126 194H125V195H126ZM154 194H155V192H154ZM158 194H159V193H158ZM193 194H194V193H193ZM204 194H205V193H204ZM13 195H14V194H13ZM18 195L20 196V194H18ZM24 195H25V194H24ZM30 195H35V194L32 193V194H30ZM53 195H54V194H53ZM101 195H102V194H101ZM107 195H108V194H107ZM134 195H135V194H134ZM151 195H152V194H151ZM199 195H200V194H199ZM207 195H208V194H207ZM207 195H206V196H207ZM209 195H210V194H209ZM212 195H214V194H213V191H212ZM44 196H43V197H44ZM90 196H91V194H90ZM111 196H112V195H111ZM114 196H115V194H114ZM121 196H122V195H121ZM130 196H131V195H130ZM135 196H136V195H135ZM152 196H153V195H152ZM154 196H155V195H154ZM154 196L151 197V199H152L153 201H158V200H156V199L154 198ZM156 196H157V194H156ZM159 196H160V195H159ZM159 196H157V197H159ZM175 196H176V195H175ZM188 196H189V195H188ZM33 197H34V196H33ZM39 197H41V196H39ZM82 197H83V196H82ZM82 197H79V196H78L79 199L82 198ZM94 197H95V196H94ZM94 197H93V198H94ZM108 197H109V196H108ZM137 197H138V196H137ZM162 197H164V198L166 199V195L164 196V195L162 194L161 198H162ZM169 197H170V196H169ZM185 197H186V196H185ZM189 197H190V196H189ZM189 197H188V198H189ZM198 197H199V196H198ZM201 197H202V195L200 196V199H199L200 201H201ZM220 197H221V196H220ZM24 198H25V196H24ZM57 198H58V197H57ZM57 198H55V199H57ZM115 198H116V197H115ZM125 198H126V197H125ZM130 198H131V197H130ZM132 198H133V196H132ZM135 198H136V197H135ZM192 198H194V197H192ZM208 198H209V196H208ZM22 199H23V198H22ZM27 199H28V198H27ZM45 199H46V197H45ZM55 199H54V200H55ZM85 199H86V198H85ZM88 199H89V198H88ZM90 199H91V198H90ZM90 199H89V201H90ZM99 199H100V197L98 198V200H99ZM157 199H158V198H157ZM165 199L162 200V202L165 201ZM169 199H170V198H168L167 200H169ZM172 199H173V198H172ZM186 199H187V198H186ZM13 200H16V199H13ZM29 200H30V199H29ZM31 200H32V199H31ZM80 200H81V199H80ZM170 200H171V199H170ZM177 200H179V198H178ZM194 200H195V199H194ZM197 200H198V199H197ZM203 200H204V199H203ZM203 200H202V201H203ZM8 201H9V200H8ZM8 201H5V203H7ZM49 201H50V200H49ZM58 201H59V199H58ZM86 201H87V200H86ZM89 201H88V203H89ZM92 201H94V200H92ZM95 201H96V200H95ZM125 201H126V200H125ZM147 201H148V200H147ZM180 201H181V200H180ZM183 201H184V200H183ZM183 201H182V202H183ZM188 201H189V200H188ZM192 201H193V200H192ZM214 201H215V200H214ZM219 201H220V200H219ZM222 201H223V200H222ZM12 202H13V201H12ZM14 202H15V201H14ZM28 202H29V201H28ZM82 202H83V201H82ZM108 202H109V201H108ZM149 202H150V201H149ZM159 202H160V201H159ZM159 202H158V203H159ZM168 202H169V201H168ZM168 202H167V203H168ZM173 202H174V201H173ZM176 202H177V201H176ZM5 203H4V204H5ZM8 203H9V202H8ZM18 203H20V205L22 204L21 202H18ZM23 203H24V201H23ZM25 203H26V202H25ZM25 203H24V204H25ZM54 203H55V202H54ZM114 203H116V202H114ZM155 203H157V202H155ZM171 203H172V202H170V203H168V204H169L170 206L172 205V207H174V206H173V203H172V204H171ZM174 203H175V202H174ZM186 203H187V202H186ZM200 203H201V202H200ZM200 203H199V204H200ZM206 203H207V202H206ZM216 203H217V205H218L219 202L216 201ZM216 203L214 202V204H216ZM30 204H31V203H30ZM94 204H95V203H94ZM94 204H91V203H90L89 205H92V206H93ZM98 204H99V203H98ZM98 204H97V206H98ZM105 204H107V202H106ZM116 204H117V203H116ZM122 204H123V203H122ZM122 204L119 206V211H120L121 215L123 214V215H126V216H127V214L129 213V211H128L127 207L124 206V205H122ZM153 204H154V203H153ZM165 204H166V203H165ZM183 204H184V203H183ZM190 204H193V205H194V201H193L192 203L190 202ZM14 205H15V204H14ZM49 205L51 206V204H49ZM54 205H55V204H54ZM80 205H81V204H80ZM84 205H85V203H84ZM100 205H101V204H100ZM127 205H128V204H127ZM174 205H175V204H174ZM177 205H182V204H181V203H179V204L177 203ZM188 205H189V204H188ZM197 205H198V202H197ZM202 205H203V204H201V207L203 208L204 206H202ZM204 205H205V204H204ZM16 206H17V205H16ZM22 206H23V205H22ZM22 206H21V207H22ZM28 206H29V205H28ZM28 206H26V207H28ZM183 206H184V205H183ZM189 206H190V205H189ZM194 206H195V205H194ZM18 207H19V206H18ZM24 207H25V205H24ZM31 207L34 208L33 205H31ZM46 207H48V206H46ZM46 207H45V210H46ZM56 207H57V206H56ZM93 207H95V206H93ZM101 207H102V206H101ZM128 207H130V206H128ZM157 207H158V206H157ZM167 207H168V206H167ZM176 207H177V206H176ZM187 207H188V206H187ZM196 207H197V206H196ZM198 207H200V206H198ZM41 208H42V207H41ZM41 208H40V209H41ZM43 208H44V207H43ZM54 208H55V207H54ZM58 208H59V207H58ZM58 208H56V209H58ZM86 208H87V207H86ZM144 208H145V207H144ZM161 208H162V207H158V208L155 209L154 211L157 212V211H158L159 209H161ZM177 208H178V207H177ZM180 208H181V207H180ZM182 208H183V207H182ZM190 208H191V207H190ZM192 208H194V207H192ZM202 208H200V209H202ZM205 208H206V207H205ZM205 208H203V209H205ZM217 208H218V207H217ZM220 208H222V207H220ZM29 209H30V208H29ZM34 209H35V208H34ZM62 209H65V208L62 207ZM95 209H96V211H98L99 208H95ZM100 209H102V208H100ZM116 209H117V208H116ZM149 209H150V208H149ZM149 209H148V210H149ZM164 209H165V208H164ZM166 209H167V208H166ZM174 209H175V208H173L172 211H174ZM188 209H189V208H188ZM196 209H197V208H196ZM30 210H31V209H30ZM43 210H44V209H43ZM47 210H48V209H47ZM49 210H51V209H49ZM52 210H53V209H52ZM58 210H60V209H58ZM102 210H103V209H102ZM130 210H131V209H130ZM133 210H135V209H133ZM133 210H132V211H133ZM162 210H163V208H162ZM169 210H171V209L169 208ZM179 210H181V209H179ZM179 210H178V211H179ZM184 210H185V209H184ZM190 210H191V209H190ZM190 210H189V212H190ZM207 210H209V208H208ZM53 211H54V210H53ZM55 211H56V210H55ZM93 211H95V210H93ZM96 211H95V212H96ZM108 211H109V210H108ZM149 211H150V213H151L152 210H149ZM165 211H167V210H164L163 212H165ZM178 211H177V212H178ZM193 211H195V210H191V212H193ZM201 211H202V210H201ZM201 211L199 210V211L197 212V210H196L197 213H199V212H201ZM204 211H205V210H203L202 212L204 213ZM225 211H227V210H225ZM31 212H32V211H31ZM39 212H40V211H39ZM51 212H52V211H51ZM117 212H118V211H117ZM134 212H135V211H133V213H134ZM159 212H161V211H159ZM167 212H168V211H167ZM175 212H176V211H175ZM182 212H183V211H182ZM187 212H188V211H187ZM202 212L200 213L201 215L203 214ZM52 213H53V212H52ZM90 213H93V212H90ZM115 213H116V212H115ZM171 213H172V212H171ZM228 213H230V212H228ZM237 213H238V212H237ZM87 214H88V213H87ZM101 214H102V213H101ZM107 214H108V213H107ZM172 214H173V213H172ZM176 214H177V213H176ZM179 214H180V212H179ZM179 214H178V215H179ZM191 214H192V213H191ZM222 214H223V213H222ZM233 214H234V213H233ZM66 215H68V214H66ZM98 215H99V214H98ZM108 215H110V213H109ZM145 215H146V214H145ZM173 215H174V214H173ZM182 215H183V213H182ZM186 215H187V214H186ZM189 215H190V214H189ZM189 215H188V217H189ZM195 215H196V214H195ZM94 216H96V215L94 214ZM110 216H111V215H110ZM113 216H114V215H113ZM176 216H177V215H176ZM179 216H180V215H179ZM179 216H178V217H179ZM225 216H227V214H226ZM232 216H233V215H232ZM67 217H68V216H67ZM98 217H99V216H98ZM98 217H97V218H98ZM145 217H146V216H145ZM173 217H174V216H173ZM178 217H176V218H178ZM181 217H182V216H181ZM193 217H195L194 214H193ZM89 218H90V217H89ZM89 218H88V219H89ZM91 218H92V217H91ZM94 218H95V217H94ZM106 218H107V216H106ZM114 218H115V217H114ZM125 218H126V217H125ZM125 218H124V219H125ZM174 218H175V217H174ZM174 218H173V219H174ZM183 218H184V217H183ZM183 218H181V219L184 221L185 218H184V219H183ZM190 218H192V217L190 216ZM196 218H199V220H201L200 217H199V215H198V217L196 216ZM201 218H202V216H201ZM85 219H86V218H85ZM92 219H93V218H92ZM122 219H123V218H122ZM124 219H123V220H124ZM147 219H148V218H147ZM242 219H243V217H242ZM242 219H241V220H242ZM70 220H71V219H70ZM103 220H104V219H103ZM125 220H128V219H125ZM150 220H151V218H150ZM197 220H198V219H197ZM100 221H102V220H100ZM109 221H110V220H109ZM112 221H113V220H112ZM145 221H146V220H145ZM156 221H157V220H156ZM175 221H176V220H175ZM177 221H178V220H177ZM179 221H180V219H179ZM235 221H236V219H235ZM242 221H243V220H242ZM242 221H241V222H242ZM66 222H67V221H66ZM90 222H91V221H90ZM92 222H93V221H92ZM94 222H95V221H94ZM96 222H97V221H96ZM103 222H105V220H104ZM106 222H107V221H106ZM110 222H111V221H110ZM154 222H155V221H154ZM185 222H186V221H185ZM233 222H234V221H233ZM76 223H77V222H76ZM78 223H79L78 225H81V224H82V226L85 228V231H86V230L88 231L89 236H90L91 238H93L94 241H95V240H96L97 242L100 241L99 239H96V236H98V235H96L97 233H95V232H94V229H92V228L90 227V223H89V221L86 222V220H85V223H81V224H80V222H78ZM132 223H133V222H132ZM149 223H150V222H149ZM158 223H159V222H158ZM177 223H178V222H177ZM238 223H239V222H238ZM246 223H248V222H246ZM256 223H257V222H256ZM256 223H255V224H256ZM94 224H95V223H94ZM100 224H101V223H100ZM105 224H106V223H105ZM133 224H134V223H133ZM135 224H136V222H135ZM137 224H138V223H137ZM147 224H148V223H147ZM163 224H164V223H163ZM185 224L188 225L187 223H185ZM198 224H199V223H198ZM198 224H197V225H198ZM234 224H235V222H234ZM236 224H237V223H236ZM236 224H235L234 226H236ZM242 224H243V223H242ZM242 224L239 223L238 226H240V225H242ZM257 224H258V223H257ZM257 224H256V225H257ZM260 224L262 225V223H260ZM263 224H264V223H263ZM120 225H121V224H120ZM127 225H128V223H127ZM138 225H139V224H138ZM154 225H155V224H154ZM179 225H180V224H179ZM189 225H191V223H190ZM195 225H196V223H195ZM197 225H196V226H197ZM199 225H200V224H199ZM228 225H229V224H228ZM230 225H231V224H230ZM256 225H255V226H256ZM143 226H144V225H143ZM192 226H194V224H192L191 227H192ZM221 226H222V225H221ZM224 226H226V225H224ZM238 226H237V227H238ZM244 226L246 227L247 225H246V224H243V227H244ZM248 226H249V225H248ZM248 226H247V227H248ZM263 226H264V225H263ZM263 226H262V227H263ZM131 227H133V226H131ZM131 227H130V228H131ZM159 227H161V226L159 225ZM183 227H184V226H183ZM186 227H188V226H186ZM216 227H217V226H216ZM228 227H230V226H228ZM259 227H260V226H259ZM259 227L253 229V230H255V231H253V232H256V231H257L256 229H259ZM137 228H138V227H137ZM139 228H140V227H139ZM149 228H150V227H149ZM169 228H171V226H170ZM184 228H185V227H184ZM192 228H193V227H192ZM194 228H195V227H194ZM197 228H198V227H197ZM199 228H200V227H199ZM233 228H234V227H233ZM260 228H261V227H260ZM120 229H121V228H120ZM142 229H143V228H142ZM144 229H145V228H144ZM163 229H164V228H163ZM179 229H180V228H179ZM208 229H209V228H208ZM229 229L231 230V228H229ZM248 229H249V228H248ZM251 229H252V228H251ZM262 229H263V228H262ZM124 230H125V229H124ZM147 230H148V228H147ZM147 230H146V231H147ZM184 230H187V228L184 229ZM184 230H183V231H184ZM188 230H189V228H188ZM194 230H195V229H194ZM236 230H237V229H236ZM260 230H261V229H260ZM82 231H83V229H82ZM122 231H123V230H122ZM137 231H138V230H137ZM179 231H180V230H179ZM204 231H206V230H204ZM220 231H221V230H220ZM220 231H219V232H220ZM222 231H223V230H222ZM263 231H264V230H263ZM115 232H116V231H115ZM115 232H114V233H115ZM118 232H119V231H118ZM120 232H121V231H120ZM180 232H182V231H180ZM180 232H178V234H179ZM184 232H185V231H184ZM184 232H183V233H184ZM191 232H192V230H191ZM201 232H202V231H201ZM226 232H227V231H226ZM244 232H245V231H244ZM251 232H252V231H251ZM258 232H259V230H258ZM7 233H8V232H7ZM129 233H130V232H129ZM174 233H176V232H174ZM192 233H193V232H192ZM204 233H205V232H204ZM214 233H215V232H214ZM216 233H217V232H216ZM222 233H223V232H222ZM222 233L219 234V235H218V233H217V236H216V239H215L216 242H217L219 245H221V246L225 245V243L228 241V239H229L230 237L242 238V236H244V235H242L239 231H233V233L230 234V235H223ZM245 233H246V232H245ZM262 233H263V232H262ZM8 234H9V233H8ZM11 234H12V233H11ZM135 234H136V232H135ZM181 234H182V233H181ZM184 234H185V233H184ZM195 234L197 235V234H199V233H195ZM195 234L193 233V235H195ZM201 234H202V233H201ZM201 234H200V235H201ZM205 234H207V233H205ZM212 234H213V233H212ZM224 234H225V233H224ZM247 234H248V233H247ZM252 234H253V233H252ZM14 235H15V234H14ZM95 235H96V236H95ZM119 235H120V234H119ZM190 235H191V234H190ZM262 235H264V233H263ZM262 235H261V232H260V236H262ZM16 236H17V235H16ZM89 236L86 235V237H89ZM99 236H100V235H99ZM115 236H116V235H115ZM117 236H118V235H117ZM167 236H168V235H167ZM170 236H172V235H170ZM183 236L186 237V235H183ZM183 236H182V238H183ZM187 236H188V235H187ZM198 236H199V235H198ZM201 236H202V235H201ZM203 236H204V235H203ZM213 236H214V235H212V237H213ZM248 236H249V235H248ZM17 237H19V236H17ZM66 237H67V236H65V237H63V238H66ZM68 237H69V236H68ZM176 237H177V236H176ZM176 237H175V238H176ZM191 237H192V236H191ZM194 237H195V236H194ZM194 237H193V238H194ZM205 237H207V235H206ZM244 237H245V236H244ZM5 238H6V237H5ZM97 238H98V237H97ZM118 238H119V236H118ZM132 238H133V236H132ZM134 238H135V237H134ZM196 238H197V237H196ZM201 238H202V237H201ZM208 238H211V237H208ZM8 239H9V236H8ZM19 239H21V237H20ZM86 239H87V238H86ZM100 239H101V238H100ZM115 239H116V238H115ZM127 239H128V238H127ZM167 239H168V237H167ZM171 239H172V238H171ZM180 239H181V238H180ZM202 239H203V238H202ZM205 239H206V238H205ZM231 239H233V238H231ZM6 240H7V239H6ZM24 240H25V239H24ZM24 240H22V241H24ZM76 240H77V239H76ZM76 240H75L74 238H67L64 242H65V244H66V242H67V243H73V245H74L75 242H76ZM106 240H107V239H106ZM112 240H113V239H112ZM123 240H125V239H123ZM132 240H133V239H132ZM176 240H177V239H176ZM199 240H200V239H199ZM94 241H93V243H94ZM108 241H109V240H108ZM108 241H107V242H108ZM114 241H115V240H114ZM118 241H119V240H117L116 242H118ZM141 241H142V240H141ZM173 241H174V240H173ZM184 241H185L186 245H187V244L189 245V244L191 243V239H190L189 237H186V239H185ZM200 241H201V240H200ZM210 241H211V240H210ZM235 241H236V240H235ZM4 242H5V241H4ZM4 242H3V244H4ZM14 242H15V241H14ZM14 242H12V243H14ZM25 242H26V241H25ZM103 242H104V240H103ZM127 242H128V241H127ZM159 242H160V241H159ZM165 242H166V240H165ZM177 242H178V241H177ZM202 242H203V241H202ZM7 243H8V242H7ZM15 243H16V242H15ZM82 243H83V242H82ZM91 243H92V242H91ZM93 243H92V244H93ZM147 243H148V242H147ZM181 243H182V242H181ZM211 243H212V242H211ZM263 243H264V242H263ZM26 244H28V243H26ZM80 244H81V243H80ZM108 244H109V243H108ZM116 244H118V243H116ZM120 244H121V243H120ZM120 244H119V245H120ZM123 244H124V241H123ZM153 244H154V243H152V245H153ZM155 244H156V246H157V245H158V242L155 243ZM166 244H168V243H166ZM166 244H164V245H166ZM179 244H180V243H179ZM191 244H192V243H191ZM197 244H198V243H197ZM228 244H229V243H228ZM228 244H227V246H228ZM4 245H5V244H4ZM18 245L21 246L22 244L20 245V243H19ZM69 245H70V244H69ZM73 245H71V246H73ZM93 245H94V244H93ZM138 245H139V243H138ZM146 245L148 246V244H146ZM152 245H151V246H152ZM168 245H169V244H168ZM216 245H217V244H216ZM75 246H76V245H75ZM82 246H83V245H82ZM89 246H90V245H89ZM91 246H92V245H91ZM99 246H100V245H99ZM112 246H113V245H112ZM121 246H122V245H121ZM151 246H149V249H151ZM156 246H155V247H156ZM173 246H174V245H173ZM173 246H171V247H172V248H175V247H173ZM179 246H180V245H179ZM198 246H199V245H198ZM7 247H8V246H7ZM12 247H13V246H12ZM22 247H23V246H22ZM102 247H103V245H102ZM115 247H116V246H113V248H115ZM118 247H119V246H118ZM167 247H168V246H167ZM167 247H165V249H166ZM184 247H185V246H184ZM13 248H14V247H13ZM93 248H94L93 250L95 251V248H96V247H93ZM100 248H101V247H100ZM145 248H146V247H145ZM178 248H179V247H178ZM221 248H222V247H221ZM221 248H220V249H221ZM247 248H248V247H247ZM98 249H99V248H98ZM110 249H111V248H110ZM110 249H109V250H110ZM115 249H117V248H115ZM120 249H121V248H120ZM143 249H144V248H142V250H143ZM149 249H148V250H149ZM156 249H158V248H156ZM168 249H169V248H168ZM170 249H171V248H170ZM104 250H105V249H104ZM104 250H103V251H104ZM109 250H108V251H109ZM138 250H141V249L138 248ZM151 250H152V252H153V247H152ZM176 250H177V248H176ZM182 250H184V249H182ZM182 250H181V251H182ZM89 251L91 252V250H89ZM94 251H92V252L94 253ZM96 251H97V250H96ZM101 251H102V249H101ZM108 251H107V252L105 251V252L108 254ZM113 251H114V250H113ZM116 251H118V250H116ZM155 251H156V250H155ZM255 251H256V250H255ZM255 251H254V252H255ZM257 251H258V250H257ZM83 252H84V251H83ZM85 252H87V251L85 250ZM98 252H99V250H98L96 253H98ZM105 252H104V253H105ZM109 252H110V251H109ZM139 252H140V251H139ZM144 252H145V251H144ZM144 252H142V253H144ZM146 252H148V251H146ZM149 252H151V251H149ZM149 252H148V253H149ZM186 252H187V251H186ZM72 253H73V252H72ZM93 253H92V254H93ZM127 253H128V252H127ZM127 253H126V254H127ZM142 253H139V254H142ZM153 253H154V252H153ZM153 253H152V254H153ZM61 254H62V253H61ZM81 254H82V253H81ZM107 254H106V255H107ZM116 254H117V253H116ZM154 254H156V253H154ZM180 254H181V253H180ZM182 254H183V252H182ZM254 254H255V253H254ZM62 255H63V254H62ZM67 255H68V254H67ZM110 255H111V253H110ZM110 255H107V256H110ZM123 255H124V254H123ZM149 255H151V254H149ZM173 255H174V254H173ZM175 255H176V253H175ZM175 255H174V256H175ZM263 255H264V245H263V247H261V249H259V251H258V253H257L256 262L259 261V260L262 258ZM32 256H33V255H32ZM36 256H37V255H36ZM59 256H60V255H59ZM59 256H58V257H59ZM68 256H69V255H68ZM68 256H67V257H68ZM78 256H79V255H78ZM92 256H93V255H92ZM99 256L102 257L103 255H99ZM112 256H113V255H112ZM114 256H115V255H114ZM120 256H122V255L120 254ZM144 256H145V255H144ZM144 256H143V257H144ZM147 256H148V255H147ZM11 257H12V256H11ZM34 257H35V256H34ZM138 257H139V256H138ZM153 257H154V256H153ZM22 258H23V257H22ZM30 258H31V257H30ZM52 258H53V257H52ZM63 258H64V257H63ZM63 258H62V259H63ZM65 258H66V257H65ZM81 258H82V256H81ZM146 258H147V257H146ZM148 258H149V257H148ZM150 258H152V256H151ZM171 258H172V257H171ZM176 258H177V257H176ZM31 259H32V258H31ZM33 259H35V258H33ZM36 259H38V258H36ZM121 259H122V257H121ZM121 259H120V262L122 263ZM124 259H125V258H124ZM135 259H136V258H135ZM181 259H182V258H181ZM0 260H1V259H0ZM6 260H7V259H6ZM13 260H14V259H13ZM21 260H22V259H21ZM21 260H20V261H21ZM59 260H61V259H58V261H59ZM63 260H64V259H63ZM67 260H68V258H67ZM69 260L72 261V264H73V262H74V264L80 262L79 258L75 255V253H74L73 255H70V256H69ZM112 260H113V259H112ZM112 260H111V261H112ZM117 260H118V259H116L115 261H117ZM146 260H147V259H146ZM148 260H149V259H148ZM148 260H147V261H148ZM23 261H24V260H23ZM26 261H27V260H25V262H26ZM93 261H95V260H93ZM134 261H135V260H134ZM138 261H139V260H138ZM166 261H167V260H166ZM261 261H262V259H261ZM25 262H23V263H25ZM42 262H43V261H42ZM100 262H102V261H100ZM117 262H118V261H117ZM117 262H116V263H117ZM120 262H119V264H120ZM130 262H131V261H130ZM136 262H137V260H136ZM145 262H146V261H145ZM160 262H162V261H160ZM177 262H179V260H178ZM256 262H255V263H256ZM2 263H3V264H10V262H8V261H3ZM14 263H15V262H14ZM18 263H19V262H18ZM20 263H21V262H20ZM20 263H19V264H20ZM31 263H32V262H31ZM34 263H35V261H34ZM38 263H39V262H38ZM114 263H115V262H114ZM147 263H148V262H147ZM165 263H166V262H165ZM175 263H176V262H175ZM16 264H17V263H16ZM26 264H28V262H27ZM69 264H70V263H69ZM80 264H81V263H80ZM85 264H86V263H85ZM99 264H101V263H99ZM108 264H109V263H108ZM128 264H129V263H128ZM149 264H151V263H149ZM168 264H169V263H168ZM176 264H177V263H176ZM213 264H215V260H214ZM222 264H223V262H222ZM257 264H258V262H257Z\"/></svg>", "mask_w": 264, "mask_h": 264}]
</instances>
